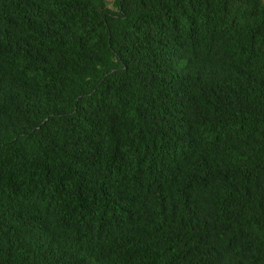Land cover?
I'll use <instances>...</instances> for the list:
<instances>
[{"label": "trees", "instance_id": "1", "mask_svg": "<svg viewBox=\"0 0 264 264\" xmlns=\"http://www.w3.org/2000/svg\"><path fill=\"white\" fill-rule=\"evenodd\" d=\"M0 264H264V0H0Z\"/></svg>", "mask_w": 264, "mask_h": 264}]
</instances>
